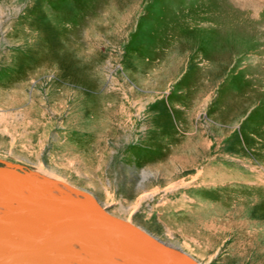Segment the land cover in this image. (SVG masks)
I'll use <instances>...</instances> for the list:
<instances>
[{"label":"rangeland","instance_id":"rangeland-1","mask_svg":"<svg viewBox=\"0 0 264 264\" xmlns=\"http://www.w3.org/2000/svg\"><path fill=\"white\" fill-rule=\"evenodd\" d=\"M238 5L0 0V175L62 184L201 264H264V0Z\"/></svg>","mask_w":264,"mask_h":264},{"label":"bare ground","instance_id":"bare-ground-1","mask_svg":"<svg viewBox=\"0 0 264 264\" xmlns=\"http://www.w3.org/2000/svg\"><path fill=\"white\" fill-rule=\"evenodd\" d=\"M231 1L236 6H239L238 4L241 2V0ZM196 155L193 156L192 154L189 157H193L195 162L201 157L198 154ZM190 166L195 167V169L198 168L196 163ZM1 171L4 177L2 178V175H0V259L10 257L18 249L28 248L23 258L13 260L14 263L7 264H154L152 258L140 246L138 241L124 234H117V231H110L112 229H101L97 226L98 223L96 226L87 223L93 219L96 222L100 221L96 219L100 217V214L124 222L128 226L154 238L166 247L178 250L189 256L196 263L201 264L192 258L189 253L181 250L180 247L161 241L155 235L135 225L128 218L123 219L113 216L105 210V205L104 207L101 205L99 207L98 204L91 201V198L82 197V193L67 191L62 184V186H59L61 188H57L53 184H48L46 180L44 182L30 179L27 176L18 177L5 170ZM197 172L200 174V169ZM204 172L203 181L209 180L211 178L209 177V175L211 176L210 171L206 170ZM210 182V185H215V183L221 184L222 180L217 175ZM138 195L137 199L141 198L143 200L152 198L154 193L140 192ZM247 205L249 206V204ZM247 209L245 211H248ZM210 213L217 216L215 208H212ZM203 216L205 215H202V219ZM59 217H69L76 220L77 223L62 232L56 229L55 232L58 235V238L55 239L56 241L50 242L51 244L49 243L48 245L38 246L40 245L41 237L49 233L52 228L58 226L60 223ZM212 221L215 222L214 220ZM204 222H202V226H205ZM47 246L51 248L45 254ZM39 247H42V250H33L34 248L39 249ZM158 263L178 264L163 257L158 259Z\"/></svg>","mask_w":264,"mask_h":264},{"label":"water","instance_id":"water-1","mask_svg":"<svg viewBox=\"0 0 264 264\" xmlns=\"http://www.w3.org/2000/svg\"><path fill=\"white\" fill-rule=\"evenodd\" d=\"M100 216V217H99ZM100 221H97L93 219L92 221H88L87 223H90L92 225H95L98 223V227L101 229H107L112 232L117 231V234H124L127 237L133 238L134 240L138 241L140 246L147 252V254L152 258V261L154 264H159L158 259L160 257H163L165 259H168L170 261L176 262L178 264H198L196 263L193 259H191L189 256L186 254L172 249L168 248L162 243L158 242L152 237H149L148 235L138 231L137 229H134L130 226H128L126 223L118 221L113 218H109L106 216H102L101 214L99 215ZM60 218V223L58 224L57 227L52 228V230L49 233H46L44 236L41 237L38 246L42 245H48L50 242L56 241L55 239L58 238L56 235L57 232L56 229H59L61 232L64 231L66 228H69L76 224V220L71 219V218H66V217H59ZM58 230V231H59ZM106 230V231H107ZM105 232V231H104ZM51 244V243H50ZM36 247V246H35ZM50 246H47L45 249V254L48 253L50 250ZM28 248H22L18 249L15 252H13L10 257H5L0 259V264H7V263H14L13 260L21 259L23 256H25V253L27 252ZM34 251L36 250H42V247L34 248ZM33 251V252H34Z\"/></svg>","mask_w":264,"mask_h":264}]
</instances>
